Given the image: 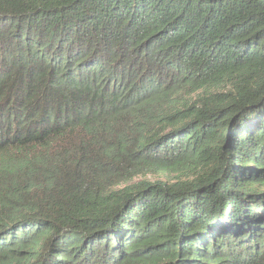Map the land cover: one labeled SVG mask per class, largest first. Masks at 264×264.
<instances>
[{"label": "trees", "instance_id": "trees-1", "mask_svg": "<svg viewBox=\"0 0 264 264\" xmlns=\"http://www.w3.org/2000/svg\"><path fill=\"white\" fill-rule=\"evenodd\" d=\"M0 264H264V0H0Z\"/></svg>", "mask_w": 264, "mask_h": 264}, {"label": "rangeland", "instance_id": "rangeland-1", "mask_svg": "<svg viewBox=\"0 0 264 264\" xmlns=\"http://www.w3.org/2000/svg\"><path fill=\"white\" fill-rule=\"evenodd\" d=\"M196 172L194 175H196L197 171V168L195 169ZM177 174L176 173H171V174H168L167 176H162V175H157V174H147L145 177L149 180H155V179H167V180H170L169 182H175V178H176ZM144 177V176H143ZM143 177H140V175L138 176H135L133 179H132V182L134 181H137L138 179H141ZM184 179V178H183ZM116 186L113 187L112 189H117V188H120L123 186V183L122 182H119L118 184H115Z\"/></svg>", "mask_w": 264, "mask_h": 264}]
</instances>
